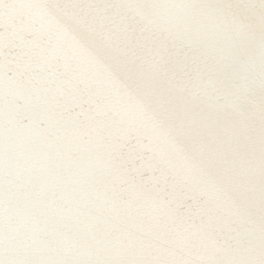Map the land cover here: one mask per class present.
I'll use <instances>...</instances> for the list:
<instances>
[{
    "label": "snow or ice",
    "instance_id": "obj_1",
    "mask_svg": "<svg viewBox=\"0 0 264 264\" xmlns=\"http://www.w3.org/2000/svg\"><path fill=\"white\" fill-rule=\"evenodd\" d=\"M0 264H264V0H0Z\"/></svg>",
    "mask_w": 264,
    "mask_h": 264
}]
</instances>
